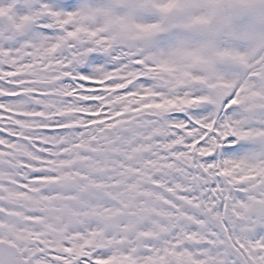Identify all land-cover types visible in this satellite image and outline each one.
Masks as SVG:
<instances>
[{
	"label": "snow or ice",
	"instance_id": "obj_1",
	"mask_svg": "<svg viewBox=\"0 0 264 264\" xmlns=\"http://www.w3.org/2000/svg\"><path fill=\"white\" fill-rule=\"evenodd\" d=\"M0 264H264V0H0Z\"/></svg>",
	"mask_w": 264,
	"mask_h": 264
}]
</instances>
